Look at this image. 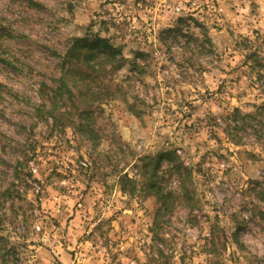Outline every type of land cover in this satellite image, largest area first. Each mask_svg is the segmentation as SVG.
<instances>
[{"label":"rangeland","instance_id":"rangeland-1","mask_svg":"<svg viewBox=\"0 0 264 264\" xmlns=\"http://www.w3.org/2000/svg\"><path fill=\"white\" fill-rule=\"evenodd\" d=\"M96 35L125 64L119 91L97 95L89 132L83 94L43 82L61 76L54 52ZM255 62L264 0H0V264H264ZM146 156L174 192L177 169L192 171L194 200L161 227L156 197L120 186L125 173L142 179Z\"/></svg>","mask_w":264,"mask_h":264},{"label":"trees","instance_id":"trees-1","mask_svg":"<svg viewBox=\"0 0 264 264\" xmlns=\"http://www.w3.org/2000/svg\"><path fill=\"white\" fill-rule=\"evenodd\" d=\"M54 53V55L61 59V76L54 80V85L43 82V86H47L50 89L51 92L48 94H60L61 96L63 94H70V99L76 98L75 94H83L82 97L87 99L90 108L80 112V118L84 122L86 131L92 132L94 116L98 108L97 105L102 102H97L96 97L98 94L112 95L119 91V84H115L114 86V83H112L114 88L111 89V82H115L114 76L125 64V58L108 39L99 35L94 37H74L66 46L65 54ZM249 57L253 61H256L255 59L259 58L260 55L254 52ZM253 68L259 71L264 68V64H256L255 62ZM239 115L240 110L237 109L234 116L236 121L239 119ZM260 118L262 122L264 116L260 115ZM238 128L236 126L235 130ZM233 136L235 137L234 134ZM233 140L236 144H242L241 140H237L236 138ZM141 161L143 162V166L139 175L142 179L131 177L128 173L122 174L119 177L121 190L124 194L131 196H135L139 190L148 191L150 195L155 196L159 207L154 224L157 227H161L163 222L167 223L164 219L174 211L177 203L194 200L190 194V190L193 189L191 186L192 171L186 168L184 164H182V169H177L176 173L179 175L180 185L179 191L174 192L164 186L163 180H161V176L159 175V162L156 163L152 156H146ZM17 171L18 169H16ZM17 177L20 178L18 175ZM11 186H14V184L12 183ZM5 191L11 194L10 187ZM6 193L3 195H8ZM262 194L264 199V191ZM0 197H2V194ZM242 229L243 227L240 226L234 233V242L241 249L245 247L241 241ZM214 233L215 231H212V235ZM212 244H215L214 240H212Z\"/></svg>","mask_w":264,"mask_h":264}]
</instances>
